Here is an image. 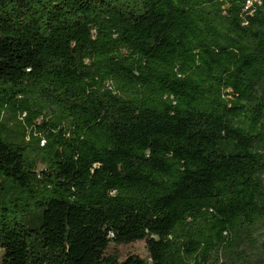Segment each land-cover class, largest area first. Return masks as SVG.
<instances>
[{"label": "trees", "instance_id": "obj_1", "mask_svg": "<svg viewBox=\"0 0 264 264\" xmlns=\"http://www.w3.org/2000/svg\"><path fill=\"white\" fill-rule=\"evenodd\" d=\"M261 225L264 0H0V264H264Z\"/></svg>", "mask_w": 264, "mask_h": 264}, {"label": "rangeland", "instance_id": "obj_2", "mask_svg": "<svg viewBox=\"0 0 264 264\" xmlns=\"http://www.w3.org/2000/svg\"><path fill=\"white\" fill-rule=\"evenodd\" d=\"M21 118H23V117H21ZM42 145H43V143H42ZM256 237L259 239L260 242L264 241V225H261L260 228L257 230ZM121 249H122L124 255L129 253V252L137 254V255L144 257V258H146L148 255L145 242H139V243H136V244L129 246L127 248H121ZM215 259H216L215 256H211V258L207 264H218V263H216ZM222 261L226 262V259L224 258V256H222Z\"/></svg>", "mask_w": 264, "mask_h": 264}]
</instances>
